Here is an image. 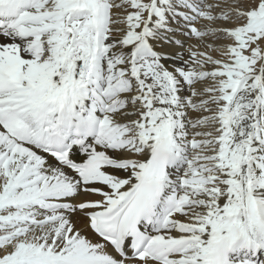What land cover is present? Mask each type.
<instances>
[{"label": "snow or ice", "instance_id": "obj_1", "mask_svg": "<svg viewBox=\"0 0 264 264\" xmlns=\"http://www.w3.org/2000/svg\"><path fill=\"white\" fill-rule=\"evenodd\" d=\"M0 264H264V0H0Z\"/></svg>", "mask_w": 264, "mask_h": 264}, {"label": "bare ground", "instance_id": "obj_2", "mask_svg": "<svg viewBox=\"0 0 264 264\" xmlns=\"http://www.w3.org/2000/svg\"><path fill=\"white\" fill-rule=\"evenodd\" d=\"M180 38L184 39L183 37H180Z\"/></svg>", "mask_w": 264, "mask_h": 264}]
</instances>
